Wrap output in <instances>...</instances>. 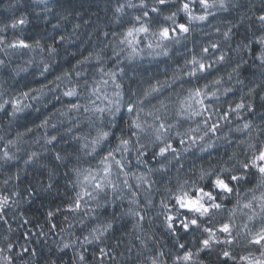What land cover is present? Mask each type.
I'll use <instances>...</instances> for the list:
<instances>
[{
    "label": "clouds",
    "instance_id": "9594fccd",
    "mask_svg": "<svg viewBox=\"0 0 264 264\" xmlns=\"http://www.w3.org/2000/svg\"><path fill=\"white\" fill-rule=\"evenodd\" d=\"M0 14V264H264V0Z\"/></svg>",
    "mask_w": 264,
    "mask_h": 264
},
{
    "label": "trees",
    "instance_id": "16d2710c",
    "mask_svg": "<svg viewBox=\"0 0 264 264\" xmlns=\"http://www.w3.org/2000/svg\"><path fill=\"white\" fill-rule=\"evenodd\" d=\"M2 2H3V0H0V3H2ZM9 19H11V17H9L7 15L0 14V20H9Z\"/></svg>",
    "mask_w": 264,
    "mask_h": 264
},
{
    "label": "snow or ice",
    "instance_id": "6c2138e0",
    "mask_svg": "<svg viewBox=\"0 0 264 264\" xmlns=\"http://www.w3.org/2000/svg\"><path fill=\"white\" fill-rule=\"evenodd\" d=\"M23 47H26L27 45H21ZM262 159H264V156L261 157ZM261 171H264V169H261Z\"/></svg>",
    "mask_w": 264,
    "mask_h": 264
}]
</instances>
